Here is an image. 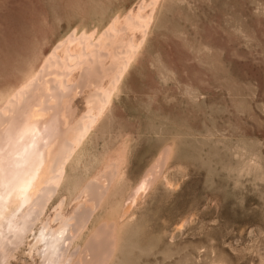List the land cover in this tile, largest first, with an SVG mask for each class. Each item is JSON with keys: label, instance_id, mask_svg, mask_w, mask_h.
Here are the masks:
<instances>
[{"label": "rangeland", "instance_id": "rangeland-1", "mask_svg": "<svg viewBox=\"0 0 264 264\" xmlns=\"http://www.w3.org/2000/svg\"><path fill=\"white\" fill-rule=\"evenodd\" d=\"M139 9L148 26L119 37ZM112 25L111 49L129 39L136 52L7 264H39L32 234L55 230L56 213L69 220L97 181L104 195L70 252L107 228V264H264V0H0V110L58 44H95ZM79 93L73 121L86 112Z\"/></svg>", "mask_w": 264, "mask_h": 264}, {"label": "bare ground", "instance_id": "bare-ground-1", "mask_svg": "<svg viewBox=\"0 0 264 264\" xmlns=\"http://www.w3.org/2000/svg\"><path fill=\"white\" fill-rule=\"evenodd\" d=\"M124 24L119 37L148 26L141 18L140 9L135 18L127 16ZM82 37L72 34L58 44L38 74L0 110V264L8 263L11 250L18 248L40 221L48 200L60 185L66 161L99 120L128 60L136 52L129 39L123 51L111 49L119 38L113 25L98 38V44H94L91 36ZM106 60L111 63L109 68L104 66ZM107 77L111 78L109 93L102 87ZM83 90L86 112L73 121L72 100ZM110 169L104 177L109 181L117 173L115 165ZM153 179L152 174L145 176L132 195L133 202ZM102 184L97 181L84 189L90 205L78 207L69 220L56 213L55 230L41 222L38 233L32 234L30 258L36 257L39 264H107L113 249L107 228L99 229L81 249L70 252L93 207L104 195Z\"/></svg>", "mask_w": 264, "mask_h": 264}]
</instances>
